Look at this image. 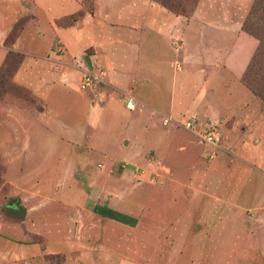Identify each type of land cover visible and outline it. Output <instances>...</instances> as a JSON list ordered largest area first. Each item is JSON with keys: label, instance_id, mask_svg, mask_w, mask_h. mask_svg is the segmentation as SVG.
Returning <instances> with one entry per match:
<instances>
[{"label": "crops", "instance_id": "0c3cea01", "mask_svg": "<svg viewBox=\"0 0 264 264\" xmlns=\"http://www.w3.org/2000/svg\"><path fill=\"white\" fill-rule=\"evenodd\" d=\"M252 2L199 0L187 17L154 0H0V68L10 51L20 54L11 80L33 99L0 100L11 152L47 159L28 173L40 175L39 190L46 184L42 173H54L46 186L63 192L59 175H87L85 187L65 189L61 207L74 206L70 198L77 196L73 200L88 216L124 231L97 232V243L93 229H72L71 213L67 225L53 226L57 217L49 206L59 201L43 198L25 215L24 229L0 231V264H143L145 217L155 236L158 220L179 205L178 215H192L199 226L194 235L167 229V245L159 231V253H197L207 264L213 241L214 252L224 253L259 222L264 227V102L241 81L257 44L241 29ZM100 69L103 82L81 89L84 72ZM123 92L134 97V108L126 106ZM188 121L201 133L216 130L217 145H202L184 127ZM81 148L83 154L74 153ZM89 151L102 160L91 163ZM187 169L195 176L177 183ZM209 189L219 196H208ZM164 190H181L182 199ZM229 190L232 202L222 196ZM10 220H0V230ZM129 229L135 263L117 256L130 252ZM187 236L196 240L181 252L174 241ZM237 246L244 256L264 253ZM60 253L63 260L52 263L49 256ZM218 258L215 264H224Z\"/></svg>", "mask_w": 264, "mask_h": 264}, {"label": "rangeland", "instance_id": "374dc122", "mask_svg": "<svg viewBox=\"0 0 264 264\" xmlns=\"http://www.w3.org/2000/svg\"><path fill=\"white\" fill-rule=\"evenodd\" d=\"M160 1L170 5L176 11L187 13L192 8V6L196 0H160ZM198 2H199V0H197L195 7L198 4ZM253 2H254V0H253ZM253 2H252V4H253ZM261 2H264V0H260V3ZM252 4H251V6H252ZM251 6L249 7V10H250ZM248 12H247V14H248ZM192 14H193V12L190 15H187V17L191 16ZM246 16H245V19H246ZM245 19L243 20L242 25H243ZM250 21H254V23L259 24V21L255 16L253 18H251ZM241 29L244 32L248 33L246 30L243 29V26H241ZM248 34L251 35L250 33H248ZM251 36H253V35H251ZM255 39L257 42L256 48H258L259 40L257 38H255ZM256 48H255V50H254V52L250 58V61L247 65L246 69L248 68L251 60L254 57V53L256 51ZM6 69L7 70L4 72L3 77H0V81L2 82L1 84H6L7 81H10L9 75L11 72V64H10V66L6 67ZM246 69H245V71H246ZM255 69H256V72L259 73L258 76L260 78H262L261 70H260L259 66L256 65ZM243 84L246 85L245 83H243ZM246 87H247V85H246ZM6 90H8V86H7ZM7 95L5 98H3L2 95H0V98H3L2 102L4 101L6 103L7 102L11 103V96L15 98L14 100L17 99L18 101H23V102H25V101L29 102V101L33 100L30 97V95L27 94L23 89H21V90H16V89L11 90L10 89V94H7ZM257 98L260 99L259 97H257ZM261 101H263V100H261ZM1 122H2V124L0 123V137H1V141H0V220H2L4 218L5 219L10 218L11 220L9 222H6V224H4L2 226L0 231H4V230L11 228V233H13L15 231H18V229H24L25 226H27V225H25V223H26L25 220L27 221V218H26L27 216H25V215H27V213H33L34 211L39 209L40 206H38V205L42 203L41 200L43 198L50 199L52 197V198L56 199V202L59 201L57 205L49 206L50 210L53 212L50 214L54 215L53 217H57V218H55V220H53V222L50 221L51 225H53V226H55L56 222L59 223L56 226L62 224V222L64 223V225H67V219H68L67 216L71 213L70 216L72 218L69 217V219L74 220L71 223L72 229L76 230L77 233H78L79 229H81V231H84L88 227L93 229L95 231L94 240H96L95 242H97V243H101L102 238H98V235L96 233L101 232L105 229L110 230L112 233H115V232L124 233V231L120 228L114 227L111 224H107L100 219L91 218L90 216H88L87 213H85V211H83L81 209V207L77 204V202L73 200L74 198L77 199V196H74L72 198L69 197L71 199V201L73 203H75L74 206L62 205V207H61L60 202H62V201L60 198L66 193L65 189H68V188L75 189V187H79V188L85 187V185H87L89 182L87 179V177H88L87 175L85 177H82V178H72V177H69V175L64 174V173L62 175H59L57 182H59V189L64 190V192H63V191H58V190H49V188H47V186H46V185H50L49 182L55 176L54 173H48V172L42 173V175H43L41 177L42 181L46 180V184L43 183V184H45L43 186L44 189H42V190L36 189L34 185H36V182H38V180H41L40 175L38 174L37 171L35 173H31V174H28V173L32 169H33V171L36 170L37 167L36 166L34 167L35 164L40 165L41 160H47V159H44V158L29 159V157L24 158L23 156H20L17 153L13 154L11 152V140H10L11 134H9V131H8L9 127L7 126V123L5 120L1 121ZM2 126H5V127H2ZM10 130H11V128H10ZM47 143L48 142L42 143V145L44 147H46ZM200 143L202 145H205V143H202V142H200ZM84 147L90 148L88 143H85ZM43 150H44V152H46V149H43ZM78 152H80V153H78ZM74 153H77V154L82 153L83 154L84 153L83 148L74 151ZM89 157H90L89 161L91 163L93 160H94V162L102 160L99 157L98 152H96V151H89ZM208 161L210 162L211 160L207 159V162ZM85 169H87V171H88V169L91 170V168H89L87 165H86ZM177 176H178V182L177 183H185V182L189 183L190 179L195 176V171L194 170L190 171L188 169L186 171L182 170V172L179 173V175H177ZM187 187H188V184H187ZM187 187L185 189H186L187 193H189L188 192L189 189ZM172 189H173V187H172ZM164 191H166V190H164ZM166 193L168 195L171 193L170 196L174 195L175 197L182 199V191L181 190H177L174 192L170 191V193H168L166 191ZM192 193H193V191L190 192V196ZM207 193H208V196H215V197L219 196L215 190L209 189L207 191ZM70 194H71V192L69 193V196H70ZM232 195H233L232 190H229V191H226V193L222 196L225 199H227V201L232 202V201H234V197ZM39 199H40V201H36ZM12 200H15L14 204H16V206H14V207L9 205V203ZM47 201H50V200H47ZM53 202H55V201H53ZM45 203H47V202H45ZM179 206L182 207V205H179ZM180 207L179 208L176 206L173 207V209L176 211V213H172L171 217L170 216L163 217V218H160L159 220L157 218L155 219L156 224L159 221L160 226H161L160 228H159V225L156 226L155 236L153 235V230L151 228V225H152L151 217H145L146 221H148V223H146V224H148V227H147L148 229L145 230V237L143 239V243H139V245H141L143 247V250H144L143 264H201L200 260H199V258H200L199 254L193 253L192 255L188 254L187 256H185V254H183V252H182L185 249L183 246H185L187 249L190 248L189 246L192 243V241L196 240L195 236H196L197 232L195 233V236L191 237V238H190V236L189 237L187 236L185 239L184 238H180V239L176 238V240L174 241L176 243H174V244L176 245L179 243L178 249L181 250L182 253H175V254H167L166 252L159 253V250H160V249H158L159 248V246H158L159 238L157 237L159 231H161L160 242L162 241L165 245H167L168 243H170L169 238H168V232L169 231L167 229L170 228L172 233H177L178 230L187 229V235H194L195 226L196 225L199 226L198 222L194 221L192 215H190V214H188L189 216H183L181 214L178 215L180 213L178 211L180 209H182ZM56 208H58L59 211H57ZM193 208H194V206H193ZM230 208H231V206H230ZM75 217H78V220H76ZM50 220H51V218H50ZM82 220H83V222H82ZM183 220H184V222H183ZM70 221H72V220H70ZM46 223H48V222H45V224ZM261 224L262 223L259 222L257 229L253 232V234H251V232L253 231V229H251L252 231L251 232L249 231L250 236H248L249 234H247V236H244V237H242V239H239V240H241V242H239L238 240L234 241V242H236V244L234 246H229L228 244H226L225 247H223L224 253H215L214 252L215 242L213 241L211 248H209L210 253L208 255V263L207 264H215L216 255H218V257H219L218 259H220V258L225 259L226 262L224 261V264H244V262L242 263L244 258H248V260L253 264H264V253L256 252L255 254H248V256L247 255L244 256V254H242L243 251H241V247L237 246V243H239L240 246H246V244H247L250 248H256V247L260 248L261 247L260 249H264V227L263 226L261 227L260 226ZM159 229H161V230H159ZM131 230L134 231L135 228H133ZM131 230L127 232L128 237L125 239L128 242V249L130 248V252L127 254H123V255L120 254L117 256L122 257V259L124 261H128V262L131 261V262L135 263L134 261H136V259H135V257H136V254H135L136 243L135 242H136V240L134 238V234L132 237L133 232ZM190 230H192V232H190ZM76 238H78V237H76ZM119 240H123V237H122V239H118V238L113 239V242H112L113 246L119 245L120 244V243H118ZM173 240H174V238L171 239L172 244H173ZM195 248H196V245H195V247H192V249H195ZM196 249H198V248H196ZM260 249H258V250L260 251ZM252 257L254 258V260L252 259ZM63 258H64V254L60 253V254L53 255L52 258H50V261L52 263H60L63 260ZM116 262H119V260Z\"/></svg>", "mask_w": 264, "mask_h": 264}, {"label": "trees", "instance_id": "16d2710c", "mask_svg": "<svg viewBox=\"0 0 264 264\" xmlns=\"http://www.w3.org/2000/svg\"><path fill=\"white\" fill-rule=\"evenodd\" d=\"M154 1L165 6L173 13L184 16L190 15L193 12L195 4L197 2L196 0L192 8L187 13H183L176 11L175 9H173V7L166 3H163L160 0ZM254 16L258 19L259 24L254 23V21H250V19ZM242 26L244 30H246L248 33H250L259 40V46L258 48H256L254 57L251 60L248 68L246 69V71H244L241 81L247 85V88H249L255 96L259 97L261 100L264 101V2L260 3V0H254ZM20 60V54L10 51L7 54V57L0 68V77H3L4 72L7 70L6 67L10 66L11 64V72L9 75L10 81H7L6 84H1L2 82L0 81V95H2L3 98H5L7 94H10V89L21 90V88L15 86L11 80V77L14 71L16 70L18 64L20 63ZM256 65L259 66L261 70L262 78H260L258 76L259 73L256 72ZM7 86L8 90H6ZM3 98H0V100H2ZM52 256L53 255H50L49 258H52Z\"/></svg>", "mask_w": 264, "mask_h": 264}, {"label": "built area", "instance_id": "2783aa9c", "mask_svg": "<svg viewBox=\"0 0 264 264\" xmlns=\"http://www.w3.org/2000/svg\"><path fill=\"white\" fill-rule=\"evenodd\" d=\"M104 76H105V71L103 69H100L95 72L86 70L82 76L80 88L86 89L88 87H92V88L96 87L101 82H103ZM121 96L123 99H125L126 106L128 108H134V97L131 94L127 92H123L121 93ZM184 127L187 129H191L197 135L199 142H202L205 144H211V145L216 146L218 141L221 138L219 133L214 129L209 130L208 132H205V133L199 132L196 129V127L193 125V123L190 121L184 123Z\"/></svg>", "mask_w": 264, "mask_h": 264}, {"label": "water", "instance_id": "95a60500", "mask_svg": "<svg viewBox=\"0 0 264 264\" xmlns=\"http://www.w3.org/2000/svg\"><path fill=\"white\" fill-rule=\"evenodd\" d=\"M14 203H15V200H12V201L9 203V205H10V206H13Z\"/></svg>", "mask_w": 264, "mask_h": 264}]
</instances>
